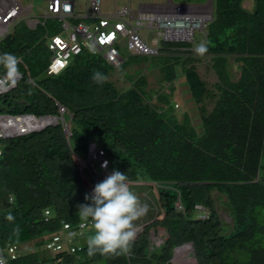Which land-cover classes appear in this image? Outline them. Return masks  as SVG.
Masks as SVG:
<instances>
[{
	"label": "trees",
	"instance_id": "16d2710c",
	"mask_svg": "<svg viewBox=\"0 0 264 264\" xmlns=\"http://www.w3.org/2000/svg\"><path fill=\"white\" fill-rule=\"evenodd\" d=\"M245 1L214 0L213 17L204 30L206 54L212 55L218 75L213 88L194 65L192 42L162 40L157 55L162 82L172 84L181 66L200 105L202 133L188 113L183 119L176 115L173 85L169 92H158L157 103L142 75L127 76L131 86L118 89L108 76L114 68L124 70V60L114 67L84 50L61 73L47 75L52 58L48 39L60 32L58 26L53 19L34 28L24 19L15 23L1 40L0 53L18 57L22 77L0 95V113L60 116L61 105L68 110L65 119L72 135L68 138L59 122L0 140L2 246L50 234L42 241L45 245L63 221L74 226L82 222L77 205L91 204L85 195L93 191L86 188L75 157L86 159L91 141L128 182L155 185L162 213L140 228L127 255L89 257L86 242L77 254L32 252L11 264H172L175 250L186 253L190 243L199 264H264V0H252L251 10ZM182 50L188 54H179ZM230 56L240 72L237 79ZM96 71L106 82L93 81ZM208 98L215 100L211 110ZM219 201L231 224L221 218ZM199 205L206 218L199 217ZM158 228L166 229V236L153 245L152 232Z\"/></svg>",
	"mask_w": 264,
	"mask_h": 264
},
{
	"label": "built area",
	"instance_id": "2783aa9c",
	"mask_svg": "<svg viewBox=\"0 0 264 264\" xmlns=\"http://www.w3.org/2000/svg\"><path fill=\"white\" fill-rule=\"evenodd\" d=\"M46 3L42 20L53 19L55 26H58L60 31L48 39L52 58L46 69L47 75L61 73L69 66L74 56L84 50L101 55L114 67H118L123 62L121 49L125 45L134 56H157L160 54V47L147 43L139 32V27L143 25V19H148L150 28L157 27L158 36L162 40L171 42H192L195 38V31L203 30V27H206V18L200 13L201 11L193 10L189 6H182L175 11L168 12H140L139 16L128 7L114 8L113 11L106 12L105 0H46ZM22 12L23 7L17 0H11L8 5H2L0 1V36L2 38L11 32ZM127 16L131 21L135 19L136 24L126 20ZM40 21L41 19L33 24ZM28 24L30 27H34L32 22ZM7 91L0 89V95ZM59 107L60 116H56L59 119L58 122H63L68 137L70 127L68 122L70 121L65 119L68 110L61 105ZM56 121L52 115L0 113V140L40 131L45 124ZM2 152L3 145L0 142V155ZM75 159L82 177L90 178L94 187L103 181L104 176L114 171L110 168V161L105 150L94 141L89 143L86 159L80 157H75ZM105 164L106 167H104ZM177 206L180 208L179 203ZM197 208L202 210L200 205ZM45 213L49 215L50 211L46 210ZM207 216L208 213L202 210L200 217L206 218ZM90 226H92L90 221H82L76 226L63 221L60 232L54 234L47 242V249L54 253L66 251L70 254H77L81 245L77 244L76 240L82 233L81 231ZM15 250V245L5 248L0 242V258L3 259L4 264H10L19 257ZM6 252L10 254V259L7 258ZM59 264L71 263L60 262Z\"/></svg>",
	"mask_w": 264,
	"mask_h": 264
},
{
	"label": "rangeland",
	"instance_id": "374dc122",
	"mask_svg": "<svg viewBox=\"0 0 264 264\" xmlns=\"http://www.w3.org/2000/svg\"><path fill=\"white\" fill-rule=\"evenodd\" d=\"M210 1L214 3V0H105L104 7L106 12H111L114 10V8L121 9L123 7H128L129 9L134 11V14L137 15L139 14L140 16V12L143 9L142 7H144L145 5H152L159 2H171L174 4H185L188 6L202 5L203 7L201 8L200 13L205 16L206 18L205 22L208 23L213 17L212 10H214L215 8L214 4L210 5ZM28 3L33 4L32 13L26 16L24 15L22 19L34 20L43 16L44 9H46V5H47V3L44 0H24L23 2L24 5ZM244 6L248 10H251L253 7V1L252 0L245 1ZM125 19L130 21L132 24H136V20L133 19L131 21L129 16L125 17ZM142 23L143 25L139 27V32L142 35L143 39L151 45L160 47L162 43V39L158 36L157 27H155L154 29L150 28L148 19H143ZM204 30L205 27H203V30L197 29L195 31V35H194L195 38L193 40L194 42L192 41V47L190 49H192L191 51H193V54L196 58L194 65L198 73L200 74L202 79H204L207 82L208 87L213 88L214 84L218 81V75L213 68L212 55L204 54L203 56H200L197 55L196 52L194 51L196 45L200 44L201 42L203 43L206 42ZM2 39L3 38L0 36V42ZM121 50H122L123 59L124 61L127 62V66L125 67L124 70H120L119 68H114L110 72L108 79L112 81L118 87V89L124 91L131 86L130 81L126 78L127 76L131 75L133 78H136L138 75L144 76L146 78V84H147L146 90L153 91L154 103H157L156 96L158 95V92L160 91L169 92L171 86L173 85L175 90L171 97V103L174 104L176 115L179 117V119H183L184 115L188 113L192 117V122L197 128V130L200 133H202L203 126L201 120V111L199 108L200 105L197 104L191 96V92L188 87V83L186 82L185 75L182 72L181 66H177L178 76L172 84L167 82H162L161 79L163 76V72L161 66L162 63L161 58L157 56H140L137 58H132L134 55L131 54V51L128 49V47H126V45L123 46ZM179 54L186 56L188 53L186 50H182ZM230 63L232 65L231 71L235 74L234 79H237L240 72L235 63V56H230ZM205 104L207 105V108L211 110L214 107L215 100L208 98L206 99ZM68 124L69 126H71L70 122H68ZM141 181L142 180H140L139 182ZM88 188L90 191L94 190V186L92 184H88ZM135 193L138 195L137 191H135ZM215 196H217V193L215 194ZM143 202L148 203L149 206H151V204L154 203V206L150 208L153 211L157 209L159 214L156 216L149 211L151 213L150 215H147L146 217L142 218L140 221L137 222L140 225V228L144 224L152 222L156 217H159L161 215V212H159L161 208L160 205L157 204L155 197L152 200L151 197L147 196ZM222 203L223 202L219 201L220 204L219 212L221 218L224 220V223L231 224L232 219L230 217V213L228 209L223 206L224 204L221 205ZM81 232L82 233L76 240L77 244H84L87 242L89 235L93 234V227L90 226L82 230ZM49 236L50 234H47L40 239H34L16 245V250H15L16 254L19 256L29 254L32 252H44V253L48 252L50 254H54L53 251L47 249L46 243L45 245L42 243V241L47 239ZM165 236H166V229L158 228L156 237L155 236L152 237V241H151L152 244L155 245L157 243H161L165 238ZM6 255L7 258L10 259V254L8 252H6ZM185 257L187 258L194 257V253L191 248H189V251H187L183 255V257L176 256V258L172 261V264H194V262L192 263L190 260H188Z\"/></svg>",
	"mask_w": 264,
	"mask_h": 264
},
{
	"label": "clouds",
	"instance_id": "9594fccd",
	"mask_svg": "<svg viewBox=\"0 0 264 264\" xmlns=\"http://www.w3.org/2000/svg\"><path fill=\"white\" fill-rule=\"evenodd\" d=\"M194 51L203 56L208 48L201 42L195 46ZM19 63L14 54L0 53V89L7 91L17 85L22 76ZM92 79L102 84L107 77L96 71ZM85 200H91V204H78L77 215L82 221H90L93 227V234L87 239L89 257L96 254L108 257L129 254L140 231L137 222L147 216L150 206L135 193L128 182V176L114 170L95 185L91 196L85 195ZM8 219L12 220L13 217L9 216ZM0 264H4L2 258Z\"/></svg>",
	"mask_w": 264,
	"mask_h": 264
},
{
	"label": "crops",
	"instance_id": "0c3cea01",
	"mask_svg": "<svg viewBox=\"0 0 264 264\" xmlns=\"http://www.w3.org/2000/svg\"><path fill=\"white\" fill-rule=\"evenodd\" d=\"M2 2V5H8L11 3V0H0ZM21 6L23 7V12L21 13V15L17 18V22L19 20L22 19V17L25 15H29L32 13V9H33V4L32 3H28L26 5L23 4L24 0H17ZM46 2V0H44ZM182 6H188V5H185V4H174V3H171V2H159V3H155V4H152V5H145L144 7H142L143 9L141 10L142 13H150V12H168V11H175L177 9H179L180 7ZM189 7H192L193 9L195 10H201V8L203 7L202 5H190ZM42 17H39L38 19H34V20H26L27 23L29 22H36L37 20H42ZM38 24V23H37ZM37 24H33L34 27L37 26ZM29 25V24H28ZM30 26V25H29ZM32 27V28H34ZM83 181L85 183V186L86 188L89 190L88 188V184H92V180L90 178H83ZM130 185L132 186L133 190L137 191L138 192V196L140 197L141 201L143 202L144 199L149 196L152 198L155 197L156 198V201H157V204L160 205V201H159V198H158V193H157V189L155 187V185H153V183L151 182H146V181H136V182H129ZM140 184V185H139ZM154 206V203L151 204L150 207H153ZM160 208H161V205H160ZM158 209H159V206H158ZM150 212H152L154 215H158V210L156 209L155 211H153L151 208H150ZM148 213L147 215H150L151 213ZM162 213V209L159 211ZM140 226V225H139ZM154 237V236H153Z\"/></svg>",
	"mask_w": 264,
	"mask_h": 264
},
{
	"label": "water",
	"instance_id": "95a60500",
	"mask_svg": "<svg viewBox=\"0 0 264 264\" xmlns=\"http://www.w3.org/2000/svg\"><path fill=\"white\" fill-rule=\"evenodd\" d=\"M212 4H213V2L210 1V5H212ZM212 13H213V10H212ZM19 80H20V79H19ZM19 80H18V81H19ZM15 87H16V86H15ZM15 87H13V88H15ZM13 88H11V89H13ZM49 116H50V115H49ZM52 117L55 118L57 121H56V122H51V123L45 124V125L43 126V129L46 128V127L49 126V125H53V124H58V123H59V122H58L59 119H58V117H57L56 115H52ZM71 135H72V130H71V127H69V136H68V138H70ZM7 138H10V137H7ZM156 234H157V232L153 231V232H152V237H153V236L156 237ZM185 246H187V245H185ZM188 247L191 248V249L193 250L194 258H195V262H196V264H199V263H198V260H197V257H196V254H195V250H194V246H193V244H192V243L188 244ZM176 255H177V249H176L175 252H174V255H173L172 261L176 258Z\"/></svg>",
	"mask_w": 264,
	"mask_h": 264
},
{
	"label": "bare ground",
	"instance_id": "6f19581e",
	"mask_svg": "<svg viewBox=\"0 0 264 264\" xmlns=\"http://www.w3.org/2000/svg\"><path fill=\"white\" fill-rule=\"evenodd\" d=\"M184 254H185L184 252L183 253H177L176 256H182L183 257ZM185 258H187V257H185ZM187 259L190 260L192 263L194 262V264H196L194 257L187 258Z\"/></svg>",
	"mask_w": 264,
	"mask_h": 264
}]
</instances>
